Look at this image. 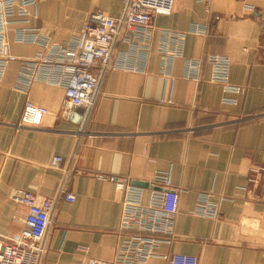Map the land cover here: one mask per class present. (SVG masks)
Wrapping results in <instances>:
<instances>
[{"label":"crops","instance_id":"obj_1","mask_svg":"<svg viewBox=\"0 0 264 264\" xmlns=\"http://www.w3.org/2000/svg\"><path fill=\"white\" fill-rule=\"evenodd\" d=\"M96 11L120 17L124 0H40L9 26L12 58L0 78V235L21 230L15 216L27 210L13 197L33 191L58 199L41 264L114 261L130 233L120 230L124 193L110 178L147 183L148 203L155 175L168 172L180 206L172 241L158 253L193 255L199 264H264V0H175L171 14L156 16L149 43H118L115 55L140 68L111 67L91 108L67 107L65 87L49 84L45 76H57L42 65L30 89H21L23 65L46 55L47 44L80 38ZM211 56L230 60L239 94L212 80ZM28 100L50 111L37 126L18 125ZM57 156L64 160L55 170ZM202 206L218 216L201 215Z\"/></svg>","mask_w":264,"mask_h":264},{"label":"built area","instance_id":"obj_2","mask_svg":"<svg viewBox=\"0 0 264 264\" xmlns=\"http://www.w3.org/2000/svg\"><path fill=\"white\" fill-rule=\"evenodd\" d=\"M40 0H0V78L10 57L7 32L10 24L17 17L29 15V8ZM175 0H124V11L120 17L109 16L102 11L92 13L83 25L80 38L66 45H46L47 54H39L34 62H26L21 70L19 86L28 91L38 77V67L48 68L46 75L51 85L65 87V103L69 108H91L104 75L124 58H118V43L135 44L138 47L149 43L151 29L158 15L173 12ZM251 11V5L247 6ZM212 80L221 83L226 93L239 94L242 88L229 82L230 60L225 56H211ZM33 63L34 65H29ZM130 66V67H128ZM123 68L139 70L137 65H125ZM225 103H235L224 99ZM50 111L28 100L25 104L21 121L18 124L37 126ZM63 158L54 157L51 168L58 170ZM120 191L124 193L123 211L120 230L130 236L120 245L114 261L92 260L90 264H144L152 258L161 257L169 264H199L193 255H163L158 249L163 243L170 244L175 231L176 216L179 212L181 189L175 187L170 173H158L152 182L153 189L148 203H145V188L136 186L126 179L114 176ZM65 200L75 202L76 197L64 193ZM16 205L24 207L27 213L21 218V230L12 235H0V264H41L46 253L45 238L57 205L56 197H43L33 191H23L14 195ZM203 216L216 218L217 209L200 207ZM159 235H162L159 237Z\"/></svg>","mask_w":264,"mask_h":264},{"label":"water","instance_id":"obj_3","mask_svg":"<svg viewBox=\"0 0 264 264\" xmlns=\"http://www.w3.org/2000/svg\"><path fill=\"white\" fill-rule=\"evenodd\" d=\"M133 184L136 185V186H140V187H145V186H147V183L138 182V181L133 182Z\"/></svg>","mask_w":264,"mask_h":264}]
</instances>
